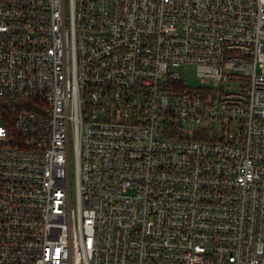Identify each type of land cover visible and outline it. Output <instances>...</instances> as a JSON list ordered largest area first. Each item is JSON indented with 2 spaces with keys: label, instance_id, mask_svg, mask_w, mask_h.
<instances>
[{
  "label": "built area",
  "instance_id": "1",
  "mask_svg": "<svg viewBox=\"0 0 264 264\" xmlns=\"http://www.w3.org/2000/svg\"><path fill=\"white\" fill-rule=\"evenodd\" d=\"M0 264H264V0H0Z\"/></svg>",
  "mask_w": 264,
  "mask_h": 264
},
{
  "label": "rangeland",
  "instance_id": "2",
  "mask_svg": "<svg viewBox=\"0 0 264 264\" xmlns=\"http://www.w3.org/2000/svg\"><path fill=\"white\" fill-rule=\"evenodd\" d=\"M195 67L193 65H188L184 73V82L188 88H197L201 86L199 78L196 76Z\"/></svg>",
  "mask_w": 264,
  "mask_h": 264
}]
</instances>
